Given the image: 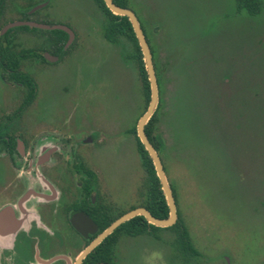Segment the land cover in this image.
Returning a JSON list of instances; mask_svg holds the SVG:
<instances>
[{"label":"rangeland","instance_id":"obj_1","mask_svg":"<svg viewBox=\"0 0 264 264\" xmlns=\"http://www.w3.org/2000/svg\"><path fill=\"white\" fill-rule=\"evenodd\" d=\"M22 1L21 10L45 4L36 21L66 26L76 36L70 45L74 57L40 80L43 96L54 94V110L74 107L93 130L106 126L108 134L131 128L144 109L136 66L123 59L132 47L123 38L115 44L102 39L106 19L98 5ZM131 4L161 79L156 132L177 212L199 253L190 264H264V6L258 16L248 17L235 12L234 0ZM16 18L10 12L6 21ZM25 32L24 45L41 48L53 34ZM239 114L246 124L236 122ZM135 147L129 137L116 153L101 154L106 181L124 211L145 200ZM158 235L160 240L149 234L122 237L117 264H180L171 246L174 235Z\"/></svg>","mask_w":264,"mask_h":264},{"label":"flooded vegetation","instance_id":"obj_2","mask_svg":"<svg viewBox=\"0 0 264 264\" xmlns=\"http://www.w3.org/2000/svg\"><path fill=\"white\" fill-rule=\"evenodd\" d=\"M22 4V0H0V264H75L112 222L142 207L122 210L120 197L106 181L101 155L106 150L116 153L118 144L129 141V137L134 139L137 152L136 125L140 116L131 128L108 134L106 126L93 130L91 122L74 107L54 110L56 105L50 98L54 94L44 97L40 80L43 74L74 57L75 45H70L76 36L67 27L73 39L65 47L69 40L66 32L25 25L56 26L36 21V13L45 4L21 10ZM263 6L264 0L261 11ZM10 12L17 18L7 23ZM235 12L244 11L235 8ZM29 28L61 31L67 39L62 48L55 43L54 34L42 48L25 46L22 37ZM102 39L115 44L120 38L108 42L102 30ZM246 120L244 114L236 118L238 124H246ZM234 131H240L236 123ZM160 233L156 239L160 240ZM107 237L80 264H117V246L124 236L117 240L109 262L101 250L98 256H92ZM197 257L199 253L188 261L179 255L176 258L180 264H190Z\"/></svg>","mask_w":264,"mask_h":264},{"label":"trees","instance_id":"obj_3","mask_svg":"<svg viewBox=\"0 0 264 264\" xmlns=\"http://www.w3.org/2000/svg\"><path fill=\"white\" fill-rule=\"evenodd\" d=\"M93 1L98 5V7L103 11V13L106 16V25L103 28L104 38L111 43H115L118 38H123L132 47L131 52L129 54H125L123 59L127 61L129 60L133 61L134 65L136 66L137 75L141 85V91L144 100V109L141 113L142 115L143 112L146 110L149 102V84L147 81V75L145 72L142 55L137 40L135 38V35L133 33L132 27L126 17L113 15L105 7L103 0H93ZM112 1L116 6L120 8H128L133 11L131 0H112ZM262 2L263 0H235V8L237 12L244 11L250 17H255L259 15V13L261 12ZM139 24L151 51L153 68L155 71V76L157 79L158 90H159V84L161 83V79L159 77L157 67L155 64L154 51L150 44L149 38L147 37L145 28L140 23V21ZM52 33L56 38L55 43L59 46V48H62L67 39V35L61 31H53ZM158 93L160 94L159 91ZM161 105L162 102L159 95L158 106L154 114L152 115V117L149 119V121L144 127L145 135L147 136L150 144L158 153L159 157L163 147V141L160 135L156 132V126L158 123V113L161 108ZM131 131L133 135H135L134 127L132 128ZM136 140H137V152L140 158L141 166L144 171V187H145V200L144 203H142L140 206L148 210V212L153 217L158 219H165L168 216V208L164 196L162 194V191L160 189L159 181L155 175L152 162L147 152L143 149L141 143L137 138ZM161 162L163 165L162 159ZM163 168L165 171L164 165ZM172 193L174 197L175 195L173 190ZM177 215H178V219L176 223L169 228H157L148 224L141 216L134 217L129 221L120 225L109 237H107L104 243L95 249V251L92 253V256H98L99 250H101L106 256L105 261L109 262L113 254L115 244L121 236L138 237L141 235L149 234L156 237V234L158 232H170L174 235V239L171 243L172 248H174L177 255L181 256L183 259L188 261L189 259H191V257L193 258L198 256V251L193 246L189 236V232L185 227L183 221L181 220V217L178 212Z\"/></svg>","mask_w":264,"mask_h":264},{"label":"water","instance_id":"obj_4","mask_svg":"<svg viewBox=\"0 0 264 264\" xmlns=\"http://www.w3.org/2000/svg\"><path fill=\"white\" fill-rule=\"evenodd\" d=\"M103 3L105 7L113 14L116 16H121V17H126L132 27L133 33L135 35V38L137 40L141 55H142V60L144 63V68L145 72L147 75V81L149 84V102L147 105V108L145 112L139 117L137 125H136V133L139 142L141 143L143 149L147 152L154 171L155 175L159 181L160 184V189L162 191V194L164 196L167 208H168V216L165 219H158L153 217L148 210L145 208L139 207L136 209H133L122 216H120L118 219H116L114 222H112L76 259L75 264H80L81 260L91 251L96 247L104 238L109 236L116 228H118L120 225L123 223L129 221L130 219L141 216L144 218V220L157 228H169L173 226L177 219V208L175 205V200L173 197V193L171 190V187L169 185V182L166 178L164 168L162 165V162L160 160V157L156 150L153 148V146L150 144L148 141L147 136L145 135L144 127L149 121V119L152 117L154 114L158 103H159V93H158V83L157 79L155 76V71L153 68V63H152V55L150 48L147 44V41L145 39V36L142 32V29L140 27V24L134 15V13L126 8H120L116 6L112 0H103ZM22 24H13L12 26H18ZM25 25L31 26V27H36L44 30H61L66 32L69 35V40L66 43L65 47H67L72 39H73V33L70 29L64 26L56 25V26H46V25H39V24H29L25 23ZM55 60H50V61H56Z\"/></svg>","mask_w":264,"mask_h":264}]
</instances>
